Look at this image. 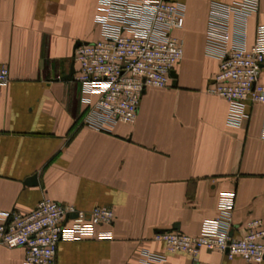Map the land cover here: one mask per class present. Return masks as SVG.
I'll return each mask as SVG.
<instances>
[{
  "label": "crops",
  "instance_id": "obj_1",
  "mask_svg": "<svg viewBox=\"0 0 264 264\" xmlns=\"http://www.w3.org/2000/svg\"><path fill=\"white\" fill-rule=\"evenodd\" d=\"M184 1L177 83L148 88L134 124L103 132L81 124L80 86L62 79L76 44L101 38L98 0H0V64L10 69V82L0 85V210L30 213L49 197L86 212L116 211L112 225L97 229L112 238L62 241L57 264H135L146 249L164 250L155 232L198 235L219 215L224 193L235 194L234 226L264 220V104L250 105L241 126L227 123L229 103L208 91L220 63L206 48L215 0ZM261 24L264 0L249 18L248 45ZM34 175L37 185L27 184ZM25 255L0 246V264H25ZM197 259L255 264L207 249ZM162 264L195 262L170 253Z\"/></svg>",
  "mask_w": 264,
  "mask_h": 264
},
{
  "label": "built area",
  "instance_id": "obj_2",
  "mask_svg": "<svg viewBox=\"0 0 264 264\" xmlns=\"http://www.w3.org/2000/svg\"><path fill=\"white\" fill-rule=\"evenodd\" d=\"M259 8L260 0H215L210 5L206 48L220 63L208 91L227 100V123L234 127L244 123L250 105L264 104V24L257 27L254 43H247L249 18ZM185 19L184 0H98L95 20L101 38L82 42L73 56V78L86 105L82 125L112 132L118 124L136 122L145 91L172 84L171 72L184 54L177 32ZM9 82L10 69L0 64V85ZM218 210L198 235L155 232L152 239L164 250L146 249L135 264H162L170 253L189 254L198 264L201 249L264 264V220L251 218L234 226V193L221 196ZM115 220L111 206L86 212L44 197L30 213L0 210V246L25 248V264H57L60 242L110 239L111 231L97 229Z\"/></svg>",
  "mask_w": 264,
  "mask_h": 264
},
{
  "label": "water",
  "instance_id": "obj_3",
  "mask_svg": "<svg viewBox=\"0 0 264 264\" xmlns=\"http://www.w3.org/2000/svg\"><path fill=\"white\" fill-rule=\"evenodd\" d=\"M81 43H82V42H78V43L76 44V47H77L78 45H80ZM73 74H74V65L71 66L70 73L67 74L66 76H63L62 79H63V80H70V79H72ZM171 75H172V77H173V79H174V84H176V83H177V82H176L177 74H176L175 70H173V71L171 72ZM26 183L29 184V185H37V183H38L37 175H34V176L28 178L27 181H26Z\"/></svg>",
  "mask_w": 264,
  "mask_h": 264
}]
</instances>
